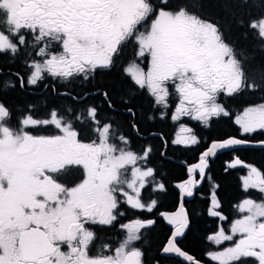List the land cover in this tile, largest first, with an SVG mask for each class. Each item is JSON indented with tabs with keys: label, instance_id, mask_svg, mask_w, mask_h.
Segmentation results:
<instances>
[{
	"label": "snow or ice",
	"instance_id": "snow-or-ice-1",
	"mask_svg": "<svg viewBox=\"0 0 264 264\" xmlns=\"http://www.w3.org/2000/svg\"><path fill=\"white\" fill-rule=\"evenodd\" d=\"M239 23L264 41V13ZM129 44L137 59L124 69L126 75L163 110L174 94L173 120L189 117L207 126L212 118L230 115L218 102L221 94L264 92V69H251L249 55L226 39L219 22L171 0H0V54L28 55L31 49L41 58L27 64L26 81L18 74L22 87L47 77L90 80L110 69ZM102 95L112 108L108 93ZM128 113L134 115L131 108ZM11 121L12 110L0 101V264H144L135 242L151 220L123 225L126 238L107 254L90 255L89 246L97 238L94 226L114 225L122 204L153 211L154 200L142 202L143 190L156 183L154 168L147 166L151 146L134 150L120 126L101 119L95 106L71 116L50 110L34 117L29 111L17 126ZM235 124L241 136L264 132V103L247 107ZM180 133L175 144L199 143L192 128L181 125ZM248 143L242 138L212 143L189 168L191 178L180 185L184 195H193L196 176L205 175L207 158L217 149ZM238 165L248 167L236 159L232 167ZM242 187L264 193V174L250 167ZM219 209L213 200L211 216L228 228L220 225L208 239L232 244L208 253L210 260L249 264L253 258L264 264V202L244 199L237 205L243 215L234 220ZM167 220L175 232L163 252L196 264L176 241L188 228L187 213L181 208Z\"/></svg>",
	"mask_w": 264,
	"mask_h": 264
},
{
	"label": "flooded vegetation",
	"instance_id": "flooded-vegetation-1",
	"mask_svg": "<svg viewBox=\"0 0 264 264\" xmlns=\"http://www.w3.org/2000/svg\"><path fill=\"white\" fill-rule=\"evenodd\" d=\"M33 59L39 60L41 58L36 56L34 52H28V55H24L22 52L16 56L0 54V101H3L8 106L7 102L9 101L6 99L7 91L14 90L17 92L18 87L24 91H31L29 94L32 96H37L38 93L47 90L50 91L48 94L54 98L65 94H69L70 96V90L72 92L75 91V102L81 103L85 108L91 106L97 107L101 119L107 116L115 122V125L120 126L119 130L130 138L134 150L140 151L142 144L145 147L151 146L152 153L150 158L154 156L153 160H148L147 166L154 168L156 183L150 187H146L142 193V202L145 204H149L152 200L155 201L153 211L133 210L130 205L122 204L120 207L122 214L114 225L94 226L97 238L89 246V254L94 256L101 251L107 254L108 247L113 249L117 247L126 238V230L122 227L123 225L128 223L134 224L136 220H151L153 222L151 226L142 229L141 239L135 242V246L143 252L144 264H187L185 259L179 257L176 253L163 252V248L167 246L169 239H171L175 232L174 225L168 223L167 217L183 208L188 216V228L184 230L182 236L176 237L177 246L186 256L191 255L196 264H216L215 261L210 260L208 253L221 251L231 246L232 242L226 241L221 245H215L208 239L220 225H223L225 229L228 228L227 222L218 221L217 218L211 216L210 212L213 200L219 202V210L228 216L229 220H234L241 216L237 210V205L243 201L231 200L227 202V200H222L217 195L218 185L213 180V174L216 172V167L218 166L217 163H220L221 166L223 165L227 171L236 172L240 175L239 183L241 188H243L242 176L248 175L250 167L254 166L264 174V166L258 161L249 160L241 156L237 153L238 150L221 153L213 161L209 160L210 166L205 176H196L197 184L193 189V195L191 197L185 196L180 185L187 183L191 178L192 174L189 172V168L200 162L202 154L213 141L221 140V138L214 139L211 137L215 136L216 130H224L225 127H218L219 125L211 127L212 122H210L208 129L204 130V123L193 121L189 117L173 120L172 116L178 104V100L174 94L169 96V108L167 110L159 108L154 103L153 97L149 95L148 90L140 89L124 71L131 61L137 59L132 44H129L124 49L110 69L98 70L90 80L74 79L69 84L60 79L47 77L36 85L25 84L23 87L20 86L18 80L12 76L17 77L19 74L26 81L31 71L27 67V64H30ZM142 66L146 69V65ZM113 73L121 74L133 86L138 96V102L144 101L149 104L151 118L145 124L146 127L141 125L142 122L140 120L137 123L132 121L127 126L124 124L125 121L129 122L132 119L128 111H126L131 108L129 100L112 99L110 100L113 105L112 108H109L108 101L107 103L102 100L99 101L100 86H98V81ZM9 83L15 86H6ZM102 89L103 87L101 86L100 91ZM144 96L149 102L144 99ZM226 97L227 95L221 94L218 97V102L231 114V110L222 102ZM8 108L10 109L9 106ZM31 114L34 117H40L35 116L33 113ZM222 117L225 116L216 117L212 121H216L217 119L218 122L224 121ZM17 120L16 114L12 111L11 123L14 127L17 126ZM133 123L138 126V132L133 129ZM181 125L192 128L194 134L201 141L196 145L189 146L175 144V139L181 135ZM47 131H49V128ZM153 142H156L158 146L162 144L161 148L155 151ZM236 158H240L243 162L242 165H247L248 167H232ZM202 178L203 180L201 181ZM159 184L164 185V190H158ZM252 190L258 195L254 201L264 202V193L259 192L258 189ZM63 250L67 251L66 248ZM248 261L249 264H257L253 258H248Z\"/></svg>",
	"mask_w": 264,
	"mask_h": 264
},
{
	"label": "trees",
	"instance_id": "trees-1",
	"mask_svg": "<svg viewBox=\"0 0 264 264\" xmlns=\"http://www.w3.org/2000/svg\"><path fill=\"white\" fill-rule=\"evenodd\" d=\"M171 2L174 5H185L189 10L200 14L202 17L210 19L213 22H219L226 39L230 43H234L236 48L244 50L249 55L248 63L251 69L253 71L264 69V41L258 39L251 30L240 26L239 23L240 20H244L246 24L250 17H257L264 13V0H171ZM26 51L30 53L34 52L33 50ZM12 77L18 80V76L15 77L13 75ZM98 86H100V89L101 86L103 87L101 91L99 89V101L102 100L107 103L108 100L102 95L104 92L108 93L110 100H116L117 98L129 100V106L132 108L131 110L134 115H130L131 121L124 122L126 126L132 121L137 123L139 120L144 124L148 123V118L151 117L149 104L144 101H137L138 96L135 93L136 91H134L133 86L121 74L113 73L106 78L100 79ZM7 92L6 99L9 101L7 104L18 119L22 113L26 114L29 111L35 116L45 117L50 110L58 111L61 114L67 113L69 116H71L72 112L80 114L85 110V107L81 103L74 101L76 92H72L71 90L70 96L69 94H65L55 98L49 95L50 91L47 90H43L37 96H32L29 94L31 91H24L20 87H18L17 92L14 90ZM144 99L148 101L145 96ZM222 102L231 110V114L222 117L224 121L218 122V119L211 121V127L214 125L225 127L224 130H216L215 136L213 135L211 138H221L223 140L230 136H236L253 142L264 141V132H258L246 137L241 136L233 117L237 108L264 103V92L251 93L245 91L239 95L227 96ZM70 109L72 110L71 112L69 111ZM54 131L55 129L48 132ZM153 143L155 151L156 149L159 150L162 146V144L158 146L156 142ZM237 150V153L241 156L249 160L258 161L264 166V149L241 148ZM152 158L154 156L150 159ZM217 165L216 172L213 174V180L218 185L217 195L222 200L230 202L231 200H242L248 196L257 199L258 195L256 193L245 191L240 187V175L238 173L227 171L220 163H217Z\"/></svg>",
	"mask_w": 264,
	"mask_h": 264
},
{
	"label": "water",
	"instance_id": "water-1",
	"mask_svg": "<svg viewBox=\"0 0 264 264\" xmlns=\"http://www.w3.org/2000/svg\"><path fill=\"white\" fill-rule=\"evenodd\" d=\"M229 138H241V137L230 136V137H227V138H225V139H223V140H216V141H213L212 143L224 142V141H226V140L229 139ZM242 139H244V138H242ZM248 141H250V140H248ZM212 143L209 145L208 148L211 147ZM208 148L206 149V151L208 150ZM241 148H242V149H244V148H257V149H264V141H257V142L250 141V143H248V144H246V145L233 146V147H230V148H228V149H217L216 154H215L214 156H209V157L207 158V161H208V167L205 169V173H206L207 169H208L209 166H210V164H209V160H210V161H213V160H214L219 154H221V153L229 152V151H233V150H237V149H241ZM202 155H203V154H202ZM236 159H239V160L242 162V160H241L240 158H236ZM236 159H235V161H236ZM235 161L233 162V164L235 163ZM242 163H243V162H242ZM197 164H198V163L192 165L190 168L195 167V165H197ZM238 166H240V165H238ZM204 176H205V175H204ZM202 180H203V178L201 179V181H202ZM201 181H200V182H201Z\"/></svg>",
	"mask_w": 264,
	"mask_h": 264
},
{
	"label": "rangeland",
	"instance_id": "rangeland-1",
	"mask_svg": "<svg viewBox=\"0 0 264 264\" xmlns=\"http://www.w3.org/2000/svg\"><path fill=\"white\" fill-rule=\"evenodd\" d=\"M145 70H147V69H145ZM63 82H66V83H71V82H73V80H71V81H65V80H62ZM257 104H255V105H250V106H256ZM250 106H245V107H242V108H237L236 109V111H235V114L233 115V117H234V121H235V119H236V116L238 115V114H242L243 113V111L247 108V107H250ZM151 118V117H150ZM150 118H148V121L150 120ZM212 119H215V118H212ZM212 119L210 120V121H208L207 122V126L204 124L203 125V128H204V130H206V129H208V127H209V124H210V122L212 121ZM142 125H143V127H146V125L144 124V123H142ZM237 126V128H238V130H239V126L238 125H236ZM54 130V128H49V131H53ZM239 133H240V130H239ZM258 133V132H257ZM241 134V133H240ZM251 135H254V134H251ZM198 140H199V142L201 141L199 138H198ZM145 148V145L144 144H142V147L140 148V150H142V149H144ZM151 153H152V151H151ZM150 159V158H149ZM250 170V169H249ZM248 170V171H249ZM245 176H247V175H245ZM245 176H242V181H243V178L245 177ZM247 191H250V192H254L252 189H248ZM255 193V192H254ZM246 198H251V199H253V200H256V199H254L252 196H248V197H246ZM246 198H244V199H246ZM244 199H242V200H244ZM239 212V211H238ZM240 213V212H239ZM241 214V216L243 215V213H240Z\"/></svg>",
	"mask_w": 264,
	"mask_h": 264
}]
</instances>
